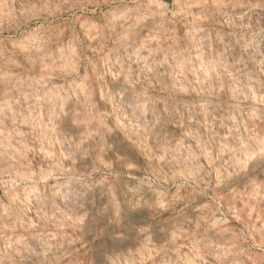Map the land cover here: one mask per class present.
<instances>
[{
    "label": "clouds",
    "instance_id": "obj_1",
    "mask_svg": "<svg viewBox=\"0 0 264 264\" xmlns=\"http://www.w3.org/2000/svg\"><path fill=\"white\" fill-rule=\"evenodd\" d=\"M0 264H264V0H0Z\"/></svg>",
    "mask_w": 264,
    "mask_h": 264
}]
</instances>
